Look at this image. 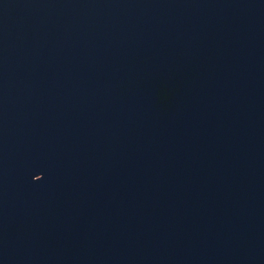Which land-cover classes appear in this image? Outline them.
I'll use <instances>...</instances> for the list:
<instances>
[{
    "label": "water",
    "instance_id": "water-1",
    "mask_svg": "<svg viewBox=\"0 0 264 264\" xmlns=\"http://www.w3.org/2000/svg\"><path fill=\"white\" fill-rule=\"evenodd\" d=\"M0 264H264V0H0Z\"/></svg>",
    "mask_w": 264,
    "mask_h": 264
}]
</instances>
